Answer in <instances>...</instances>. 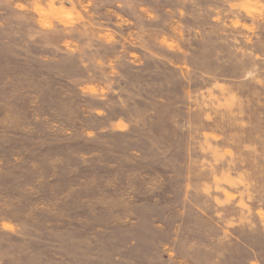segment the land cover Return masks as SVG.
Masks as SVG:
<instances>
[{"label": "rangeland", "instance_id": "374dc122", "mask_svg": "<svg viewBox=\"0 0 264 264\" xmlns=\"http://www.w3.org/2000/svg\"><path fill=\"white\" fill-rule=\"evenodd\" d=\"M0 264H264V0H0Z\"/></svg>", "mask_w": 264, "mask_h": 264}]
</instances>
